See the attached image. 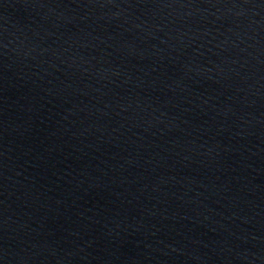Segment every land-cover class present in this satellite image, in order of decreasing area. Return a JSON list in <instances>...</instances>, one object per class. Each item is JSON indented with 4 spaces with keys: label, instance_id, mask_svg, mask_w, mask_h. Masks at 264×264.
Segmentation results:
<instances>
[{
    "label": "water",
    "instance_id": "1",
    "mask_svg": "<svg viewBox=\"0 0 264 264\" xmlns=\"http://www.w3.org/2000/svg\"><path fill=\"white\" fill-rule=\"evenodd\" d=\"M0 264H264V0H0Z\"/></svg>",
    "mask_w": 264,
    "mask_h": 264
}]
</instances>
